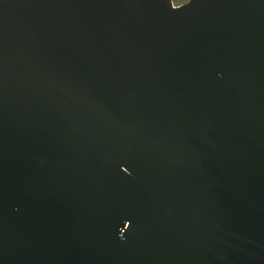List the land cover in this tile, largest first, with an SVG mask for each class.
<instances>
[{"label":"water","instance_id":"1","mask_svg":"<svg viewBox=\"0 0 264 264\" xmlns=\"http://www.w3.org/2000/svg\"><path fill=\"white\" fill-rule=\"evenodd\" d=\"M0 264H264V0H0Z\"/></svg>","mask_w":264,"mask_h":264},{"label":"rangeland","instance_id":"2","mask_svg":"<svg viewBox=\"0 0 264 264\" xmlns=\"http://www.w3.org/2000/svg\"><path fill=\"white\" fill-rule=\"evenodd\" d=\"M186 0H173L174 5L181 4L185 2Z\"/></svg>","mask_w":264,"mask_h":264},{"label":"clouds","instance_id":"3","mask_svg":"<svg viewBox=\"0 0 264 264\" xmlns=\"http://www.w3.org/2000/svg\"><path fill=\"white\" fill-rule=\"evenodd\" d=\"M121 239H123V237H121Z\"/></svg>","mask_w":264,"mask_h":264}]
</instances>
